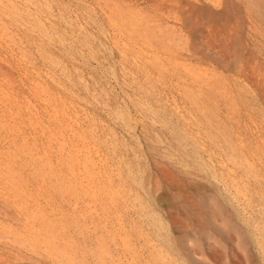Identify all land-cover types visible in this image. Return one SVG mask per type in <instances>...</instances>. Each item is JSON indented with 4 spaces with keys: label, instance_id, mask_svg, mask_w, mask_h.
I'll return each instance as SVG.
<instances>
[{
    "label": "rangeland",
    "instance_id": "374dc122",
    "mask_svg": "<svg viewBox=\"0 0 264 264\" xmlns=\"http://www.w3.org/2000/svg\"><path fill=\"white\" fill-rule=\"evenodd\" d=\"M0 264H264V0H0Z\"/></svg>",
    "mask_w": 264,
    "mask_h": 264
}]
</instances>
